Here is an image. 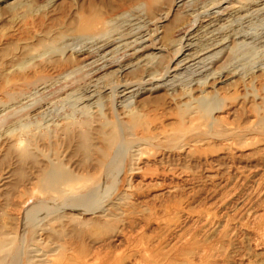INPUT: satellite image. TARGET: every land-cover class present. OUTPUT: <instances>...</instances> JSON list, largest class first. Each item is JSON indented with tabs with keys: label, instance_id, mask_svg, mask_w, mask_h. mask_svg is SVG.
<instances>
[{
	"label": "rangeland",
	"instance_id": "1",
	"mask_svg": "<svg viewBox=\"0 0 264 264\" xmlns=\"http://www.w3.org/2000/svg\"><path fill=\"white\" fill-rule=\"evenodd\" d=\"M1 240L264 264V0H0Z\"/></svg>",
	"mask_w": 264,
	"mask_h": 264
},
{
	"label": "bare ground",
	"instance_id": "2",
	"mask_svg": "<svg viewBox=\"0 0 264 264\" xmlns=\"http://www.w3.org/2000/svg\"><path fill=\"white\" fill-rule=\"evenodd\" d=\"M171 30V29H170ZM167 38H168V36H167ZM78 134V133H77ZM80 135V134H79ZM93 135V134H92ZM68 138V137H67ZM81 139H83V140H85V139H87V137H85V136H82L81 137ZM14 141V140H13ZM15 142V144L12 146L13 148H14V150H15V153H17L18 154V157L20 158V159H22V160H24L27 156H28V153H27V150H28V146H26V144L23 142V140H21L20 138H18V139H16V141H14ZM12 143V142H11ZM91 143V142H90ZM89 144V143H88ZM77 146V145H76ZM11 147V148H12ZM79 148H80V146H78ZM127 147V146H126ZM34 150V149H33ZM77 150H78V148H77ZM79 151V150H78ZM82 151L84 152V153H86L87 151H88V147L84 144L83 145V147H82ZM82 151H80V153L82 152ZM14 152V151H13ZM90 153H91V151H90ZM102 153V152H101ZM29 159V158H28ZM49 175V174H48ZM65 176V175H64ZM67 177V176H66ZM52 178V177H51ZM64 179V178H63ZM97 194V193H96ZM99 199V198H98ZM120 199V198H119ZM90 200V199H89ZM97 200V199H96ZM141 200V199H140ZM123 201V200H122ZM150 202V201H149ZM72 203V202H71ZM87 203V202H86ZM144 203V202H143ZM89 204V203H88ZM150 204V203H149ZM188 205V204H187ZM81 206V205H80ZM46 207H48V206H46L45 204H43V203H39V204H37V205H35V206H33L32 207V209H44V208H46ZM71 207V206H70ZM65 208V207H64ZM131 208V207H130ZM51 209V208H50ZM61 209V208H60ZM66 209V208H65ZM45 210V209H44ZM73 210V209H72ZM57 211V210H56ZM61 211V210H60ZM74 211V210H73ZM68 212V211H67ZM141 217V216H140ZM78 218V217H77ZM117 218V217H116ZM138 218V217H137ZM45 219V218H44ZM95 220V219H94ZM97 220V219H96ZM127 220V219H126ZM137 220V219H136ZM138 221H139V219H138ZM42 222V221H41ZM66 222V221H65ZM68 222V221H67ZM75 223V222H74ZM113 223V222H112ZM96 225V224H95ZM34 226H36V225H34ZM167 226V225H166ZM123 227V226H122ZM129 228V227H128ZM205 229V228H204ZM136 230V229H135ZM47 231V230H46ZM123 231H124V229H123ZM95 232V231H94ZM93 233V232H92ZM94 234V233H93ZM135 234V233H134ZM46 235V234H45ZM81 235V234H80ZM36 236V235H35ZM79 236V235H78ZM120 236V235H119ZM119 238V237H118ZM171 238V237H170ZM195 238V237H194ZM4 239V238H3ZM99 239V238H98ZM123 239V238H122ZM24 240V239H23ZM109 240V239H108ZM118 240V239H117ZM119 240H121V239H119ZM192 240V239H191ZM190 240V241H191ZM31 241V240H30ZM40 241V240H39ZM6 242L7 241H5V240H1L0 241V248L1 247H4L5 246V244H6ZM107 242V241H106ZM117 242V241H116ZM108 243V242H107ZM192 243V242H191ZM111 244V243H110ZM187 246V245H186ZM194 246V245H193ZM187 248V247H186ZM83 250V249H82ZM173 250V249H172ZM181 250V249H180ZM184 250V249H183ZM189 250H191V249H189ZM37 251V250H36ZM77 251V250H76ZM87 251V250H86ZM85 251V252H86ZM98 251V250H97ZM100 251V250H99ZM170 251V250H169ZM174 251V250H173ZM187 251V250H186ZM89 252V251H88ZM88 252H87V254H83V255H78L77 254V256L75 257H68L67 258V261H74V262H76L77 264H90L91 262H93L92 261V259H88V257L90 256L89 254H88ZM106 252V251H105ZM107 252H109V251H107ZM153 252H155V251H153ZM162 252V251H161ZM168 252V251H167ZM43 253H44V251H43ZM46 253V252H45ZM94 253H96V252H94ZM99 253V254H98ZM98 253H96V254H94L95 256H97V257H99V255H100V252H98ZM166 253V252H165ZM48 254V253H47ZM92 254H93V252H92ZM98 254V255H97ZM105 255H104V258L101 260V264H116V258L112 255V251L111 252H109V253H104ZM157 254V253H156ZM159 254H161V253H159ZM171 255V254H170ZM29 256H30V258L31 259H37L38 261H40V262H42L43 261V259H46V258H44V257H46L45 256V254H42V253H39V252H33V251H29ZM147 256V255H146ZM161 256H163V255H161ZM160 256V257H161ZM49 257V256H48ZM180 257H181V255H180ZM121 258H122V256H121ZM141 258H143L142 257V255H141ZM173 258V257H172ZM157 259H159V258H157ZM169 259V258H168ZM125 259H123L122 258V262L124 261ZM144 260V259H143ZM170 260V259H169ZM175 260V259H174ZM147 261V260H146ZM145 261V262H146ZM161 261H162V263H163V257H162V259H161ZM120 262V261H119ZM165 262V261H164ZM168 262V261H167ZM173 262V261H172ZM206 262V261H205ZM204 262V263H205ZM72 264H73V262H71ZM147 264H158L157 262H155L154 261V263H153V261H151V259H149V261H147L146 262ZM168 263H171V262H168ZM201 263V262H200ZM121 264V263H120ZM164 264V263H163ZM203 264V263H202ZM219 264V263H218Z\"/></svg>",
	"mask_w": 264,
	"mask_h": 264
}]
</instances>
